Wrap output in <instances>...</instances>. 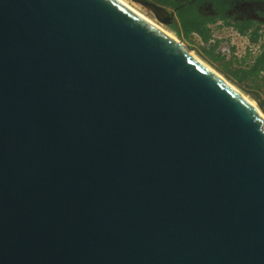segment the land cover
<instances>
[{
	"label": "water",
	"instance_id": "1",
	"mask_svg": "<svg viewBox=\"0 0 264 264\" xmlns=\"http://www.w3.org/2000/svg\"><path fill=\"white\" fill-rule=\"evenodd\" d=\"M188 50L118 0H0V264H264V116Z\"/></svg>",
	"mask_w": 264,
	"mask_h": 264
},
{
	"label": "trees",
	"instance_id": "2",
	"mask_svg": "<svg viewBox=\"0 0 264 264\" xmlns=\"http://www.w3.org/2000/svg\"><path fill=\"white\" fill-rule=\"evenodd\" d=\"M146 1L154 5L159 3L158 0ZM163 1H167L165 4L175 11L169 31L182 44L207 60L208 64L233 87L257 103L260 111L264 114V44L257 53L251 50L252 47H257L260 43L264 23L255 22L253 25V22H249L244 28H241L232 24L231 21L223 22L229 30L236 32L238 38L247 41L249 48L244 54L245 56L239 59L234 48L228 52L226 46H220L222 44L231 45V41H216L214 43L212 31L209 28L215 25L219 19L202 17V14L199 13L200 4H179L176 6L168 0ZM207 56H210L209 60Z\"/></svg>",
	"mask_w": 264,
	"mask_h": 264
},
{
	"label": "flooded vegetation",
	"instance_id": "3",
	"mask_svg": "<svg viewBox=\"0 0 264 264\" xmlns=\"http://www.w3.org/2000/svg\"><path fill=\"white\" fill-rule=\"evenodd\" d=\"M156 1V0H155ZM171 4H176V0H168ZM158 4L166 9L168 7L162 1H157ZM179 3H190L191 5L200 4L199 13L202 17L209 19H219V21L212 26L217 34L224 32L229 33V29L224 25V21H231L232 24L244 28L249 23L255 22L264 23V1H250V0H181ZM170 14H175L174 10L167 9ZM232 31V30H230ZM234 32V31H232ZM264 28L262 29L261 36L264 35ZM236 33V32H234ZM260 34V32H259ZM228 52L230 51L229 45L227 46Z\"/></svg>",
	"mask_w": 264,
	"mask_h": 264
},
{
	"label": "rangeland",
	"instance_id": "4",
	"mask_svg": "<svg viewBox=\"0 0 264 264\" xmlns=\"http://www.w3.org/2000/svg\"><path fill=\"white\" fill-rule=\"evenodd\" d=\"M124 5H126L127 7L131 8L136 14H138L139 16H141L142 18H144L145 20H147L148 22L152 23L153 25H155L156 27L164 30L165 32L169 33L171 36H173L176 40H178L174 34H172L169 29L160 26L159 24H157V22L155 21L154 17L152 16L151 13H149L147 10H145L144 8L137 6L135 4H133L130 0H120ZM162 2H166L167 1H163V0H159ZM181 1V0H178ZM212 31V28H209ZM224 38H229V35H224ZM179 41V40H178ZM179 43L181 44V42L179 41ZM233 46L238 47V50L240 51V54L238 52H236L238 55H241L244 53V49H246V51L248 50L247 48V44H245L244 42L240 41V40H234L232 42ZM187 50L189 49L185 44H182ZM234 49H236L235 47H233ZM193 56H195L196 58H198V60L202 61V63L206 64L208 67H210L214 72H216L207 62V60L203 59L200 55H198L196 52L192 51V50H188ZM245 55L243 56H239V59H242ZM208 60L210 59V56H207ZM217 73V72H216ZM218 75H220L219 73H217ZM221 76V75H220ZM222 77V76H221ZM223 78V77H222ZM224 79V78H223ZM225 80V79H224ZM229 83V82H228ZM230 84V83H229ZM233 87V86H232ZM235 88V87H234ZM236 89V88H235ZM240 92V91H239ZM241 93V92H240ZM242 94V93H241ZM247 100H249L251 103H253L256 107L259 108L258 104L255 103L254 101H252L249 97L245 96L244 94H242ZM262 115L264 116V114L262 113Z\"/></svg>",
	"mask_w": 264,
	"mask_h": 264
},
{
	"label": "bare ground",
	"instance_id": "5",
	"mask_svg": "<svg viewBox=\"0 0 264 264\" xmlns=\"http://www.w3.org/2000/svg\"><path fill=\"white\" fill-rule=\"evenodd\" d=\"M119 2H121L120 0H118ZM122 3V2H121ZM123 4V3H122ZM126 6V5H125ZM127 7V6H126ZM129 8V7H128ZM130 10H132L131 8H129ZM133 11V10H132ZM134 12V11H133ZM135 13V12H134ZM138 15V14H137ZM139 16V15H138ZM141 17V16H140ZM142 18V17H141ZM144 19V18H142ZM145 20V19H144ZM146 22H148L147 20H145ZM151 26H153L155 29H157L160 33H162L164 36H166L169 40H171L173 43H175L177 46H179L181 49H183L184 51H187V49L179 43L178 40H176L173 36H171L169 33L165 32L164 30L156 27L155 25H153L152 23L148 22ZM190 53V52H189ZM191 57L194 58L195 60H197L200 64L204 65L206 68H208L210 71H212L213 73H216L214 72L210 67H208L206 64L202 63V61L198 60V58H196L195 56H193L191 53H190ZM217 75V73H216ZM220 76V75H219ZM221 77V76H220ZM222 78V77H221ZM223 80V79H222Z\"/></svg>",
	"mask_w": 264,
	"mask_h": 264
},
{
	"label": "built area",
	"instance_id": "6",
	"mask_svg": "<svg viewBox=\"0 0 264 264\" xmlns=\"http://www.w3.org/2000/svg\"><path fill=\"white\" fill-rule=\"evenodd\" d=\"M226 32H227V31H226ZM226 32H224V33H222V34H217V35H224ZM263 34H264V32H263ZM226 39H228L229 41H231V46H232V47H236L237 52H238L239 54H240V51L238 50L237 45H236V46H233L232 42H233L234 40H240V41L244 42L245 44H247V41H246V40H242V39L238 38V36H237L234 32H232V31L229 33V38H226ZM263 42H264V39L260 40L259 45H258L257 47H252L251 50H252V51H255V52L257 53V52L260 50V48L263 46V44H264ZM246 46H247V48H249L248 45H246ZM246 52H247L246 49H244V53L241 54V55H244ZM237 56H240V55L237 54Z\"/></svg>",
	"mask_w": 264,
	"mask_h": 264
},
{
	"label": "clouds",
	"instance_id": "7",
	"mask_svg": "<svg viewBox=\"0 0 264 264\" xmlns=\"http://www.w3.org/2000/svg\"><path fill=\"white\" fill-rule=\"evenodd\" d=\"M177 2H178V4H190V3H179V1L178 0H176ZM157 6H160L159 4H157ZM160 7H162V6H160ZM162 8H164V7H162ZM165 9V8H164ZM167 9H169V10H171L169 7H166V9L165 10H167ZM168 11V10H167ZM168 13L170 14V12L168 11ZM171 15V14H170ZM174 15L175 14H172L171 15V17H172V19L174 18ZM173 22V21H172ZM212 28V27H211ZM169 29V28H168ZM229 33L231 32L230 30L228 31ZM229 33H225L224 35H229ZM212 35H213V39H214V43L216 42V41H219V42H221V41H229L228 39H226V37L224 38L223 36L224 35H217V33H216V31L215 30H213V28H212ZM262 39H264V35H262V38H261V40ZM182 44V43H181ZM220 46H228L227 44H222V45H220ZM229 47L230 48H233L231 45H229ZM236 48V47H235ZM235 51L237 52V49H235Z\"/></svg>",
	"mask_w": 264,
	"mask_h": 264
}]
</instances>
